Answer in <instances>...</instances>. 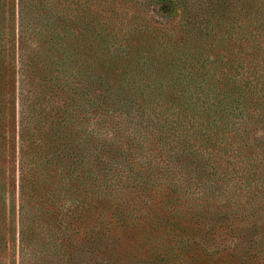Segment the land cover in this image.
Here are the masks:
<instances>
[{
	"label": "rangeland",
	"instance_id": "rangeland-1",
	"mask_svg": "<svg viewBox=\"0 0 264 264\" xmlns=\"http://www.w3.org/2000/svg\"><path fill=\"white\" fill-rule=\"evenodd\" d=\"M90 1L91 28L98 40L86 35L83 40L72 38L64 19L44 16L40 11L43 1L30 0L29 18L38 20L40 30L27 28L24 47L38 52L39 58L31 57L30 76H36L41 97L46 90L44 103L53 109L51 119H62L67 101L64 76H69L71 68L62 54L67 41L76 44L79 51L77 57L69 58L71 65L77 59L80 64L94 63L97 67V72L91 73L97 76V86L91 91L103 104L100 115L107 114L109 126L133 129L117 109L105 112L104 104L111 103L106 99L115 98V107L135 100L131 109L140 112L144 107L165 105L173 97L171 93L198 96L205 101V108L219 111L217 121L222 126L217 132L211 126L204 135L210 144L202 139L200 144L204 145L190 147L183 171L175 164L165 165L158 147L145 148L146 154L153 156L145 157L143 150L139 155L121 153L117 166L126 172L114 189L115 195L121 189L120 196L113 202L102 199L97 203L96 218L87 224L92 232H40L37 224L44 223L42 215L35 220L33 232H19L17 198L12 204L11 187L5 190V183L0 184V264H264V0ZM1 2L6 25L7 21L10 25L4 34L9 31L7 37L14 43L17 0ZM97 45L99 57L92 60ZM193 45L201 54L183 68L177 62L176 50ZM14 51L18 53L17 48ZM136 52L145 57V65L134 63ZM8 68L10 71L1 76L11 72L13 77L3 78L0 92L5 93L7 85L10 92L15 91L17 101L19 88L14 76L20 75L18 63ZM127 68H134L135 74L134 81L126 84ZM160 76L192 77L185 86L172 82L167 88ZM221 76H241V80L228 91ZM39 101L43 103L41 98ZM9 122V138L14 139L16 116L10 115ZM102 124L104 128L107 125L103 120ZM6 129L4 125L0 132L6 134ZM140 139L136 133L135 140ZM218 147L223 148L220 154ZM133 150L139 149L133 145ZM8 151L10 157L13 151L16 154V144L10 142ZM202 155L210 157L205 160ZM100 159L99 167L106 171L107 162ZM141 159L158 162V166L142 170L136 163ZM5 162L2 158V168H8ZM171 166V171L165 169ZM125 176L137 179L132 182ZM250 179L253 194L246 186ZM5 200L7 206L1 203ZM31 206L41 208L39 202ZM68 234H73L69 243Z\"/></svg>",
	"mask_w": 264,
	"mask_h": 264
},
{
	"label": "trees",
	"instance_id": "trees-1",
	"mask_svg": "<svg viewBox=\"0 0 264 264\" xmlns=\"http://www.w3.org/2000/svg\"><path fill=\"white\" fill-rule=\"evenodd\" d=\"M42 1L40 11L45 13L44 16L49 14L54 15L56 19H64L68 27L66 29L72 38L80 37L83 40L86 35L90 39L98 40L91 28L93 19L90 0ZM4 6L0 0V84L4 87L3 78L12 79L13 77L10 76L11 72L7 76H1L2 72L10 71L8 65L11 67L18 63L20 75L14 76L19 88L17 101L14 98L15 91L10 92L7 85L6 92H0V128L4 125L7 126L6 134L0 132L2 140V142L0 140V147L5 151L0 152V184L3 186L5 183L3 186V189L6 187L5 190L7 187H11L12 204L15 202V197L17 198L15 213L17 214L19 232H33L34 222L39 215L44 217L42 219L44 223L37 224L40 232H87L86 229L92 232L93 229L87 228V224H89V219L96 218L97 203H100L102 199L105 202H113L120 196L121 189L116 191V195L114 189L118 187L117 183L121 182V178L126 172L125 168L117 166L121 153L133 152L139 155L141 150L145 152V148L149 149L150 147L152 150L158 147L159 157L165 159V165L175 164L183 171L186 168L183 167V164H185V157L190 153V147L204 145L200 142L211 126L214 132H217L222 126L218 125L217 114L219 111L217 109L205 108L204 100H200L198 96H188L185 93L179 96L171 93L173 97L168 99L170 103L167 102L163 106L157 105L153 108L144 107L145 109L142 108L143 111L140 112L137 111L138 108L135 111L131 109L136 104L135 100L132 104L119 102L121 106L115 107V98L106 99V102L111 101V103L104 104L105 112L111 108L117 109L120 111V115L128 118V123L133 124V129L109 126L107 114L100 115V107L103 104L99 101L97 94L91 91L93 85L97 86L95 84L97 76L91 75V73L97 72V67L94 63L80 64L77 59L71 65L72 60L69 61V58L71 56L73 58V55L77 57L79 51L76 44L71 45L67 41L66 44L64 43L62 52L71 68L69 76H64V93L67 101H64L62 119H51L54 117V113L51 112L53 109L44 103V98H47L46 90L43 91L41 97L40 88L37 90L36 76H30L33 70L31 57L39 58L38 52L24 47L27 40L25 37L27 28L31 27V30L35 28V31L40 30V25H36L38 20L35 17L32 20L29 18L30 0H17V40L14 43L10 42L7 37L9 31L6 36L4 34V29L10 28L8 21L6 25L7 15L4 14ZM8 19L10 20V16ZM12 19L14 28V18ZM16 48L18 53L14 51ZM97 49H100L99 45L95 46L91 53L92 60L99 57ZM176 51L179 54L178 58L176 57L177 62H181L183 68L188 65L189 60L196 61L201 54V51L194 45L192 47L182 46L180 50ZM136 54V57L133 56L134 63L145 65V57L139 52ZM79 56L82 57L81 54ZM138 69L140 72L144 71L142 67H136V70ZM174 72L171 69V73ZM126 73L129 76H124L123 81L126 84L134 81L132 76L135 74L134 68L133 70L127 68ZM160 77L164 78L161 80L165 81L163 83L169 88L172 86V82H176L178 86H185L187 82L191 81L192 76ZM239 77L241 76H221V80L230 91L234 89L235 81L241 80ZM140 79L145 80L144 76H141ZM50 93H52L51 88ZM39 98L43 100V103L39 101ZM4 110H6V116L3 115ZM55 114L58 115L57 110ZM10 115L13 118L16 116L17 127L15 126L13 131L14 139L9 138ZM102 120L107 123L105 128ZM13 125H15L14 120ZM214 132L211 131V134ZM136 133L141 138L140 142L135 140ZM213 135L215 136L217 133ZM204 140L210 144L208 137ZM4 141H6L5 145ZM10 142L13 145L16 144L17 148L16 154L13 151L11 157L8 151ZM133 145H136L139 150H133ZM213 146L211 145V149ZM218 148L220 154L223 148ZM148 154L153 156L151 152ZM148 154L145 152V157ZM209 157L210 155H202L201 158L208 160ZM2 158L3 160L6 158L5 165H11V168L9 166L8 168L1 167ZM98 159L106 160V171L104 167L103 170L99 167L101 161H97ZM136 163L142 170L145 167L158 166V162L154 164L143 159ZM241 163L243 164V160ZM222 167L224 166L220 168L222 169ZM130 169V172H133V168L130 167ZM165 169L171 171L173 167H165ZM250 173L248 172V174ZM125 179L134 182L137 177L125 176ZM102 180L104 183H101ZM108 180L109 182H106ZM251 183L250 179L246 184L249 194H253V190H255ZM121 186H124L123 182ZM60 198L62 201L59 202ZM8 202L10 201L8 200ZM37 202L41 205L40 209L31 206L32 203ZM1 203L7 206V200L1 201ZM71 235L73 234L66 235L67 243H69L68 237L70 238ZM20 236V242H25L24 235L20 233ZM28 236L29 234L26 238L29 241ZM22 250L23 248L20 249V254Z\"/></svg>",
	"mask_w": 264,
	"mask_h": 264
}]
</instances>
